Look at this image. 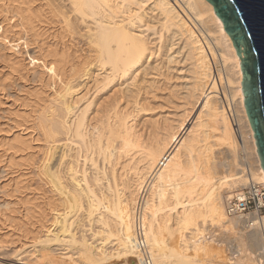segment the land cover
I'll use <instances>...</instances> for the list:
<instances>
[{
  "label": "bare ground",
  "instance_id": "1",
  "mask_svg": "<svg viewBox=\"0 0 264 264\" xmlns=\"http://www.w3.org/2000/svg\"><path fill=\"white\" fill-rule=\"evenodd\" d=\"M36 1H14L18 4L10 14L17 18L16 25L37 37L42 24L55 18L63 38L71 43L78 40L83 52L74 56L64 40L62 47H49L38 59L53 84L44 97L37 95L40 100L34 108L35 125L45 141L39 171L59 199L55 204L49 199L52 205L47 210L37 204L28 208L23 202L26 221L41 229L40 237L33 235L39 239L36 242L46 249L52 241L78 243L83 260L107 263L113 253L108 260L105 244L98 249L84 233L78 238L72 231L79 222L70 210L77 205L87 221L100 224L101 230L93 235L99 231L106 237L115 235L119 246L115 255L124 256L125 264H144L135 235L136 206L141 204L154 264H264V216L257 227L249 228L246 220L225 211L232 196L226 193L264 180V169L244 103L241 60L213 4L208 0ZM182 61L187 63L180 67ZM155 76H161V101L166 105L182 100L191 111L200 102L197 119L201 120L189 129L188 139L178 129L162 132L164 122L153 115L156 111L151 113V106L143 104L152 115L134 121L147 111L138 104V97L143 98L140 83L156 84ZM132 102L143 115L136 107V114L129 111ZM180 121L176 128L185 129V120ZM213 136L214 143L209 140ZM214 144L224 147V157L217 156ZM12 148L22 154L33 147L19 136ZM220 235L230 239L234 256L221 253Z\"/></svg>",
  "mask_w": 264,
  "mask_h": 264
},
{
  "label": "rangeland",
  "instance_id": "2",
  "mask_svg": "<svg viewBox=\"0 0 264 264\" xmlns=\"http://www.w3.org/2000/svg\"><path fill=\"white\" fill-rule=\"evenodd\" d=\"M14 1L15 0H0V203H1L0 264H25V263L26 264L27 263L28 264H96L89 261L87 262L83 260V258H81L82 256L80 254L79 255L81 257L78 255V253H80L78 250V245H79L78 243L75 246V244L70 245L69 243L68 244L66 243L67 244L66 245V244H61L62 242L59 243L60 241H56V242L52 241V244L50 243L47 249L44 248L40 243L36 242L39 240L38 238L36 240L33 238V235L36 236L38 234L37 235L38 237L42 235V233L39 232L41 230L39 229L40 227L38 225H35V227L32 228V223L28 220L26 221V216H24L23 214L24 211L22 212V210L27 206V203H28L27 206L28 208L30 206H33L34 204L35 205L37 204L36 205L37 208L40 205V207L42 206V209L44 208L45 210H47L48 209L47 207H49L50 204L52 203L50 200L52 201L54 200L53 204H55L59 199L57 193L54 192L53 194L51 186L49 188V183H46V180L43 179L45 177L41 175L39 171L40 170L39 166L43 160V155L45 151V141L40 133V130L35 125V120L37 117L35 112L36 109L35 107L40 100V98L39 100H37L38 97H42V96L44 97L49 91H51V87L53 84L48 83L49 76L45 72L46 67L40 65L38 59L41 57L40 61L42 60L43 56H41V54L42 53L46 54L47 53L46 50H48L49 47L50 48L62 47L64 45V40H67L66 42L67 45H71V53L74 56H80L81 53L83 54V52L80 49L81 44L78 40H75L73 41V43H71L68 42V39L66 37L63 38L64 33L61 29V24L55 18L52 19L53 21H48L45 22V24L44 23L42 24L39 35H37V37L33 36L32 32L25 33L24 31H22L21 26L16 25L17 18L16 17L12 18V15L10 14V9H12L14 5L18 4L17 3L18 1L17 2ZM39 3H41V0H37L35 2V4H39ZM176 47H178V45H176L175 48ZM39 48L41 49L38 52ZM182 56L183 55L181 54L180 57L182 58ZM186 63L187 61L186 62L182 61L180 67H183ZM13 64L14 65L17 64V67L16 65L13 66ZM18 66L20 67L17 70ZM14 67L17 71L14 70ZM185 70L186 67L181 72L182 75L185 73ZM154 78L156 79L155 80L156 84L155 83L153 84L154 81L152 82V85L150 82L140 83L144 85V87L141 85L139 91L142 94L143 98L149 102L143 100L140 93H139L140 96L138 95L139 96L138 98L140 99V101H138L140 103L138 104L140 106L142 105L141 106L142 108H143V104L145 107L151 106L152 107L151 109L153 111L150 110V107L148 109L143 108V112L144 110L146 111L147 109L146 112L148 113L145 112L147 114L146 115L145 113L141 112L142 109H139L141 108L140 106L137 105L138 107H136V103L132 102L133 104H130L129 111L130 109L131 111L134 109L135 111L133 112H135L136 114L137 110H140L139 115H141L142 113L144 114V116H141L142 118L137 116L138 115L137 114L136 118L137 119L140 118V119L139 121L138 120H134V121L137 123L142 122V119H144L149 115H152L151 113L156 111L155 113H153V115L156 114L155 117L156 116H157L156 118L159 117L158 119L164 122L165 128L162 130V132L164 131L170 132L171 129L173 130L178 129L180 131L181 136L186 135L184 138L188 139L189 129H191V127H194L195 126L194 124H197L198 121L201 120V118H199V120L197 119L199 116L200 102L199 104L196 105V108L194 107L193 110L190 109L191 111H189V106L187 107V105H185V103L182 102V100L181 103L178 100L177 104L173 102L170 105H168V103L166 102L167 103L166 105L164 100L161 101V96L164 92V90L162 92L163 87L162 85H160L159 82L161 76L159 77L155 76ZM158 84H159V88L157 86ZM224 84L225 85H223V87L227 85L226 83ZM150 86L152 90L150 89ZM220 86L222 87V85ZM145 87L147 88V91ZM157 88L160 89L161 92L160 90L158 91ZM225 88L226 91L229 90L228 86H226ZM38 92H40L42 95L41 94L39 95ZM150 94H152L151 95L152 97L150 96ZM154 94H157V96H154ZM148 97H150V100H153V106H152V101L150 102L149 99L147 100ZM144 102L149 104L145 105ZM160 102L161 105L163 106L158 107ZM178 102H179V106H178ZM173 104L175 105L173 106ZM155 105L157 106L156 107L157 110L156 108L155 110L153 109ZM171 105L172 107L175 108H171ZM164 106L165 109L163 111L162 109L164 108ZM135 107L137 108V110ZM168 107L169 109L170 108L171 109L169 110ZM183 109L185 113L183 112ZM158 114L160 116H158ZM181 114L183 115L182 117ZM22 115L25 116L23 117ZM19 116L23 117V119ZM161 116L164 119H162ZM232 117L234 116L232 115ZM24 118L26 119V121L24 120ZM181 118L182 121L185 120L184 123L186 124L183 125V127L185 126V129L176 128V126H178L181 123L180 121ZM16 119L19 121L16 122ZM196 119L197 121H195ZM234 126L236 127L235 122H234ZM209 130L210 132L213 131L211 130V128ZM164 133L168 134L167 132ZM19 136H21L25 140H28V142H31V146L33 148L29 149L28 151H24L22 154L15 152L14 148H12V143H14L15 139L18 138ZM211 138L209 139L210 141L217 139L214 136ZM214 142L215 141H213V143ZM213 149L216 150V152L219 150V154H217V156L220 155L219 157L221 158L225 156L223 155L225 152H223L222 150L224 149V147L222 148L221 145L216 146L214 144ZM28 157L29 160H26ZM99 161L101 160L99 159L98 162ZM170 163L171 161H169L167 165ZM98 165H101L100 162L98 163ZM222 170L223 168H221V171ZM231 194H233V192L226 193L225 196ZM23 202L24 203L26 202V206H23L24 205ZM43 204L45 207L43 206ZM74 206H72L70 211L72 212L71 215L74 216V218L77 217V220L79 222L78 224L73 226L74 228L72 227L73 228L72 231L74 233L77 232L76 237L79 238L84 233V235L98 249L101 248L103 244H105L104 249L106 248L105 250H107L106 252L108 253L107 254L108 260L111 258V255L113 253V257L108 262L106 261L107 263L104 262L105 264H125L124 256H121L120 258L119 256L115 255L119 251L118 248L119 246H117L118 244L116 242L115 235L106 237V234L101 233L100 231L96 235H93V233H95L97 230H101L100 224L99 223L97 224V222L95 221L94 222L93 221L90 222L89 220L87 221L85 212L81 211V209H79L78 206L75 207L74 209L73 208ZM26 222H28L29 224L31 223L30 224L31 227ZM37 228L39 230H37ZM59 229H60L59 226L55 227L56 232ZM26 230H29L30 233H28L29 231ZM36 230L38 232L35 233ZM216 232L219 233V230L217 229ZM59 235L60 237H62L60 232ZM29 236L32 237V240L30 239ZM29 239L31 241H29ZM33 239H34V244H33ZM219 239L220 241L218 247L221 250V253L224 256L226 255V257L234 256L231 254V249L229 248L230 239L227 236H221V235L219 236ZM35 242L37 244H35ZM20 248H22V250H20ZM19 250L20 252H18Z\"/></svg>",
  "mask_w": 264,
  "mask_h": 264
},
{
  "label": "water",
  "instance_id": "3",
  "mask_svg": "<svg viewBox=\"0 0 264 264\" xmlns=\"http://www.w3.org/2000/svg\"><path fill=\"white\" fill-rule=\"evenodd\" d=\"M241 60L242 89L264 169V0H208Z\"/></svg>",
  "mask_w": 264,
  "mask_h": 264
},
{
  "label": "built area",
  "instance_id": "4",
  "mask_svg": "<svg viewBox=\"0 0 264 264\" xmlns=\"http://www.w3.org/2000/svg\"><path fill=\"white\" fill-rule=\"evenodd\" d=\"M235 122V121H234ZM163 161V160H162ZM135 217V235L142 252L144 264H154L146 240V230L141 213V204L137 205ZM226 214L246 220L249 228L257 227L264 216V180L251 181L235 190L225 203ZM206 236L209 238L210 234Z\"/></svg>",
  "mask_w": 264,
  "mask_h": 264
}]
</instances>
